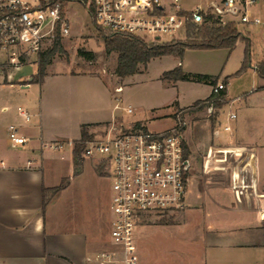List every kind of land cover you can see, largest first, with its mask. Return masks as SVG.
Returning a JSON list of instances; mask_svg holds the SVG:
<instances>
[{"label": "rangeland", "instance_id": "rangeland-1", "mask_svg": "<svg viewBox=\"0 0 264 264\" xmlns=\"http://www.w3.org/2000/svg\"><path fill=\"white\" fill-rule=\"evenodd\" d=\"M211 1L221 0H180L178 6L190 12L198 5L206 8ZM252 12L254 17L262 21V25H246L239 23L238 19H236L238 24L232 23L243 39L250 40L252 63L255 66L264 60V0H257ZM68 16L73 27L72 35L62 40L65 53L57 54L47 71L64 74L70 70L77 73V76L70 80L65 78L64 81H50L42 86L37 83L31 84L30 79L26 81L24 78L30 75L34 64L19 70L0 66V70L3 69L0 76H6L8 73L13 81L24 78L23 82H12L15 84L14 87H10L6 81L0 82L1 118L11 114L18 105L33 104V109L27 111L28 107L24 108L31 114L34 122L36 120L34 111L36 108L39 109L42 96L45 98L47 96L49 100L45 101V121L55 126L57 130H65L66 135L69 129L76 128L75 121L82 120L103 122L96 125L94 137L111 132L112 127L133 131L137 123H142L152 133L177 129L183 134L189 150L191 163L189 172L193 175L202 174L201 168L209 143L214 147L231 145L233 135H237L245 145L256 147L261 162V182L264 186V98L260 100L255 97L249 109L243 106V103H236L231 108L228 105L224 106L223 110L209 106L201 110L185 111V108L207 97L210 88L195 82H181L174 86L176 84L167 83L160 78L163 72L173 70L181 61L182 69L188 73L220 76L221 80L230 76L231 98L241 97L243 93L263 85L258 81L253 66L236 75L244 61L246 48L244 41H239L232 52L228 49L187 50L183 59L173 56L153 59L148 64L147 71L142 76L133 78L128 86L120 82L119 85L124 92L116 93L114 80L109 76L114 75L117 54L107 53L95 23L82 7L72 5ZM186 16L191 20V14L186 13ZM229 20L230 17H226L225 23H230ZM79 31L82 35L78 33ZM185 39L186 28H183L172 36H163L161 40L171 42ZM80 49L94 52L97 55L96 61L87 62L81 58L78 55ZM4 60L5 52L0 55V61ZM261 90L259 89L258 93ZM262 96L264 97V94ZM117 98L121 99L119 104ZM117 104L119 108H115ZM129 105L133 108L131 113L125 110ZM4 106H8L10 110L6 115L1 113ZM230 111L235 112L237 117L227 121V114ZM220 115L222 116L218 122ZM227 125L230 127L229 132L224 131ZM68 150L70 146L67 145L65 156ZM96 162V158H86L85 174L94 176L96 187L104 194L103 201L107 199L110 216L112 180L99 175L94 169ZM204 208V205L189 207L165 217L154 218L153 222L137 227L135 237L138 264H264L262 247L225 252L222 261L218 262L215 257L217 252L205 244L206 233L209 232L208 223L211 219L217 218L218 210L206 211ZM109 241L112 242L110 230Z\"/></svg>", "mask_w": 264, "mask_h": 264}, {"label": "crops", "instance_id": "crops-1", "mask_svg": "<svg viewBox=\"0 0 264 264\" xmlns=\"http://www.w3.org/2000/svg\"><path fill=\"white\" fill-rule=\"evenodd\" d=\"M31 65L33 64L12 68L19 70ZM34 66L30 75L24 77L26 81H31L32 76L36 75L38 65ZM179 66L183 67L181 61L178 62L177 67ZM146 71L147 69L126 79L110 75L114 80V91L121 87L120 82L128 86L133 78L142 76ZM7 74L0 76V82L6 81L10 87H14L15 82L24 81V78L13 81ZM64 74L48 70L41 85L50 81H64L65 78L70 80L77 76V73L70 70ZM222 81L220 79L219 82ZM258 81L263 85L234 99L229 92V82L226 86L228 103L225 106L231 108L236 103H243L249 109L255 97L262 100L264 80L258 77ZM207 86L210 88L207 97L201 100L212 94L213 86ZM259 89H262L260 93ZM48 100L49 97L42 96L39 109L34 111L36 120H31L30 123L25 122L18 108L25 110L26 106L28 111L33 109V104L18 105L11 114H8V106L1 110V113L8 115L0 117V264H96L98 254L116 249L109 241L111 215L108 214L107 199L103 201L104 194L96 187L94 176H86V159L79 168V173L74 175L73 144L79 140L82 126L87 125V132L94 136L96 125L103 122L75 121L76 128L69 129L66 135L65 130H57L45 121L44 107ZM230 113L235 114L230 111L227 121ZM11 126H16L20 136L27 139L25 145H10L8 136ZM115 130L119 129H110L111 132ZM232 138L231 145L214 147L209 143L201 168L202 174L195 175L212 186L208 188L211 190L210 196L203 191L206 194L203 198L206 196L212 205H206L204 209H216L218 214L215 220L211 219L208 223L209 232L206 233L205 244L217 252L215 257L218 262L222 261L228 251H244L255 247H262L264 250V186L261 182V162L256 147L245 145L237 135ZM55 143H61L63 148L53 149L51 146ZM67 145L70 150L65 156ZM96 167L97 162L94 165L97 171ZM67 178L70 179L69 185L55 195L43 212V189L55 188Z\"/></svg>", "mask_w": 264, "mask_h": 264}, {"label": "built area", "instance_id": "built-area-1", "mask_svg": "<svg viewBox=\"0 0 264 264\" xmlns=\"http://www.w3.org/2000/svg\"><path fill=\"white\" fill-rule=\"evenodd\" d=\"M180 0H0V61L1 68L37 64L39 54L51 47L57 35L62 40L72 35L69 19L72 5L82 7L103 30L113 35L136 37L147 43L162 42L163 36H172L186 28L191 21L201 24L203 15L220 18L225 25L237 23L262 25L252 9L257 0L211 1L204 8L198 5L187 12L179 8ZM82 35V32L79 31ZM3 74V69L0 70ZM1 74V75H2ZM226 89L224 82L212 88L219 95ZM123 88H116L122 93ZM116 101L120 102L117 98ZM116 108H119V105ZM132 106L125 110L132 112ZM18 112L26 123L31 115L19 107ZM230 113L229 119H236ZM229 132L230 127L225 126ZM10 145H25L16 126H11ZM75 144V142H74ZM73 144V145H74ZM185 140L181 131L173 129L162 133L150 131H125L122 129L94 137L86 143L83 157L97 159L103 166L111 184V239L116 248L96 256V264H138L135 231L140 225L153 222L170 213L200 205L212 206L203 191L210 196L206 181L190 174L191 163L185 159ZM62 149L61 143L51 146ZM189 162L186 169L185 162ZM202 185L204 187H202Z\"/></svg>", "mask_w": 264, "mask_h": 264}, {"label": "trees", "instance_id": "trees-1", "mask_svg": "<svg viewBox=\"0 0 264 264\" xmlns=\"http://www.w3.org/2000/svg\"><path fill=\"white\" fill-rule=\"evenodd\" d=\"M192 20V19H191ZM189 20L186 27L185 40H173L171 42H154L147 43L144 40L136 37H128L121 35L109 34L96 25V30L99 37L104 41L105 49L108 54H117V65L114 70V75L120 79H126L136 74L143 73L148 64L156 58L165 56H173L183 59L187 50H217L228 49L232 52L239 41L246 43L244 61L241 69L236 75L242 74L248 68L254 67L258 77L264 80V60H261L257 65L252 63L251 42L249 39H243L241 34L233 26V23L223 25L219 17L208 15L203 17L201 24L193 23ZM59 53H65L62 38L57 35L53 44L47 50L39 54L38 70L36 75L32 76L31 84H41L47 76V69L52 64L53 59ZM78 55L87 62H95L97 55L94 52L78 50ZM230 76L223 79L225 86H228ZM161 80L171 84L178 82H195L215 86L220 81V76H209L202 74H192L185 72L181 66L173 70L166 71L161 76ZM29 82L27 84H30ZM227 91L223 90L219 95L211 94L205 100H199L193 105L185 108L189 110H201L209 106L220 110L227 103ZM184 110V109H183ZM214 126V124H213ZM87 125L82 126L81 136L79 140L75 141L73 149L74 175L79 173V168L82 166L85 158L83 153L86 143L93 139L94 136L87 132ZM133 130H142L147 132L148 129L142 123H137ZM189 150L185 146V159H189ZM97 172L101 176H105L103 166L96 167ZM70 183V179H64L62 183L50 189H43L44 203L43 212H45L48 204L60 191L64 190Z\"/></svg>", "mask_w": 264, "mask_h": 264}, {"label": "water", "instance_id": "water-1", "mask_svg": "<svg viewBox=\"0 0 264 264\" xmlns=\"http://www.w3.org/2000/svg\"><path fill=\"white\" fill-rule=\"evenodd\" d=\"M32 81V80H31ZM185 165H186V169L189 167V162L188 161H186L185 162Z\"/></svg>", "mask_w": 264, "mask_h": 264}]
</instances>
